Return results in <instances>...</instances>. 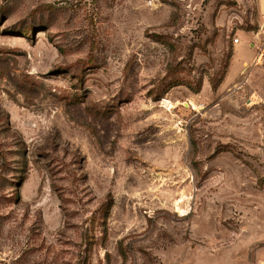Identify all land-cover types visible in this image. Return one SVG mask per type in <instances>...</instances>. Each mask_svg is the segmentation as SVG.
<instances>
[{
  "label": "rangeland",
  "instance_id": "1",
  "mask_svg": "<svg viewBox=\"0 0 264 264\" xmlns=\"http://www.w3.org/2000/svg\"><path fill=\"white\" fill-rule=\"evenodd\" d=\"M0 264H264L259 0H0Z\"/></svg>",
  "mask_w": 264,
  "mask_h": 264
},
{
  "label": "crops",
  "instance_id": "2",
  "mask_svg": "<svg viewBox=\"0 0 264 264\" xmlns=\"http://www.w3.org/2000/svg\"><path fill=\"white\" fill-rule=\"evenodd\" d=\"M259 8L262 19L264 20V0H259Z\"/></svg>",
  "mask_w": 264,
  "mask_h": 264
},
{
  "label": "built area",
  "instance_id": "3",
  "mask_svg": "<svg viewBox=\"0 0 264 264\" xmlns=\"http://www.w3.org/2000/svg\"><path fill=\"white\" fill-rule=\"evenodd\" d=\"M235 43H236V44H239V43H240V40H239V39H236V40H235Z\"/></svg>",
  "mask_w": 264,
  "mask_h": 264
},
{
  "label": "bare ground",
  "instance_id": "4",
  "mask_svg": "<svg viewBox=\"0 0 264 264\" xmlns=\"http://www.w3.org/2000/svg\"><path fill=\"white\" fill-rule=\"evenodd\" d=\"M261 59V56L259 57V60Z\"/></svg>",
  "mask_w": 264,
  "mask_h": 264
}]
</instances>
